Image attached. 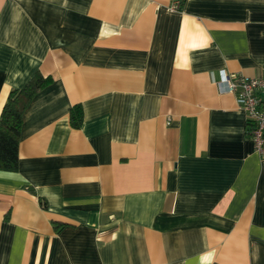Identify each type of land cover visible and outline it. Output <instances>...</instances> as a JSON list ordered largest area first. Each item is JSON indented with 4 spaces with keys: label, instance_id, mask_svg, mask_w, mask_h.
Here are the masks:
<instances>
[{
    "label": "crops",
    "instance_id": "crops-1",
    "mask_svg": "<svg viewBox=\"0 0 264 264\" xmlns=\"http://www.w3.org/2000/svg\"><path fill=\"white\" fill-rule=\"evenodd\" d=\"M262 66L264 0H0V113L52 78L0 170V264H264V155L217 84Z\"/></svg>",
    "mask_w": 264,
    "mask_h": 264
},
{
    "label": "trees",
    "instance_id": "trees-1",
    "mask_svg": "<svg viewBox=\"0 0 264 264\" xmlns=\"http://www.w3.org/2000/svg\"><path fill=\"white\" fill-rule=\"evenodd\" d=\"M51 81L50 76L35 72L22 88L9 93L0 113V170L15 171L18 168V146L24 112L36 93ZM69 113L70 124L79 127L83 120L82 106H72Z\"/></svg>",
    "mask_w": 264,
    "mask_h": 264
},
{
    "label": "built area",
    "instance_id": "built-area-1",
    "mask_svg": "<svg viewBox=\"0 0 264 264\" xmlns=\"http://www.w3.org/2000/svg\"><path fill=\"white\" fill-rule=\"evenodd\" d=\"M178 5L177 1L173 6ZM217 84L234 94L237 105L245 112L247 134L256 151L264 155V66L253 77L234 76L221 69Z\"/></svg>",
    "mask_w": 264,
    "mask_h": 264
}]
</instances>
